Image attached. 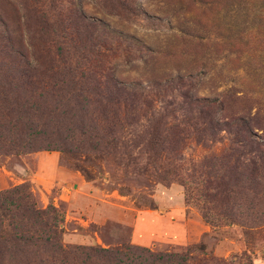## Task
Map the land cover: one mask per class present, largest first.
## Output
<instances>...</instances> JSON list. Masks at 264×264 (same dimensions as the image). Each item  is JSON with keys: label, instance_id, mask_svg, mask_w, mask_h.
<instances>
[{"label": "rangeland", "instance_id": "obj_1", "mask_svg": "<svg viewBox=\"0 0 264 264\" xmlns=\"http://www.w3.org/2000/svg\"><path fill=\"white\" fill-rule=\"evenodd\" d=\"M16 186L65 245L264 264V0H0Z\"/></svg>", "mask_w": 264, "mask_h": 264}, {"label": "trees", "instance_id": "obj_2", "mask_svg": "<svg viewBox=\"0 0 264 264\" xmlns=\"http://www.w3.org/2000/svg\"><path fill=\"white\" fill-rule=\"evenodd\" d=\"M63 222L57 207L39 208L25 186L1 190L0 264H174L183 257L141 247L65 245Z\"/></svg>", "mask_w": 264, "mask_h": 264}]
</instances>
